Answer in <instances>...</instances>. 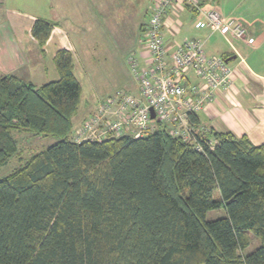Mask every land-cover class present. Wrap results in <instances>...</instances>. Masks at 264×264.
<instances>
[{"label":"trees","instance_id":"obj_1","mask_svg":"<svg viewBox=\"0 0 264 264\" xmlns=\"http://www.w3.org/2000/svg\"><path fill=\"white\" fill-rule=\"evenodd\" d=\"M53 26L33 22L40 48ZM53 63L58 80L41 86L0 76V168L21 162L0 178V264H264V143L209 129L197 149L163 123L74 142L75 59L61 49ZM49 136L57 142L22 159L23 140ZM252 236L260 244L243 254Z\"/></svg>","mask_w":264,"mask_h":264},{"label":"crops","instance_id":"obj_2","mask_svg":"<svg viewBox=\"0 0 264 264\" xmlns=\"http://www.w3.org/2000/svg\"><path fill=\"white\" fill-rule=\"evenodd\" d=\"M6 1L0 0V76L13 74L34 86L58 80L53 57L61 49L72 52L75 59L74 74L77 78L79 71L77 52L83 48L97 49L96 42L88 45V38L95 41H103L105 36L107 38L108 32L104 26L102 9L121 7L120 4L117 6V2H122V0H24L25 5L46 8V15L41 17L37 13L27 14L16 10L15 6L9 7L12 0ZM14 1L17 3V0H13L12 5ZM127 1L140 5L138 3L140 0ZM152 1L150 0V7ZM202 7L239 20L245 26L247 37L253 43L247 45L240 40L231 39L233 49L228 44L223 54L218 55H229L227 58H230L228 66L232 72V84L227 90L216 92L214 101L198 113L200 125L215 132L230 131L237 137L245 135L253 145H261L264 143V0H202ZM149 9L146 10V14ZM110 14L114 20L113 11ZM38 18L54 25L42 48L31 36L33 22ZM196 20V16L187 7L179 9L177 13L168 14L163 28L166 46L172 49L175 43L182 40L201 38L205 44L208 40L215 42L217 35L195 29ZM143 29L144 27L140 26V44ZM188 32L203 35L188 38ZM89 50L81 52V56L87 61L94 55ZM208 54L212 55L209 52ZM136 58L141 64H145L144 49ZM95 62L92 59L90 65L82 67V72L87 68L95 77L98 73V68H94ZM101 71L103 72L102 69ZM190 81H196L192 75ZM78 82L82 88L80 80ZM124 93L137 96L138 89ZM84 102L82 100V105ZM85 106L86 104L81 107L82 115L94 111Z\"/></svg>","mask_w":264,"mask_h":264},{"label":"built area","instance_id":"obj_3","mask_svg":"<svg viewBox=\"0 0 264 264\" xmlns=\"http://www.w3.org/2000/svg\"><path fill=\"white\" fill-rule=\"evenodd\" d=\"M185 7L200 18L195 24L198 30L207 29L210 35H219L229 44L232 38L249 45L253 43L239 20L204 9L202 0H153L142 36L145 64H141L135 54L127 60L138 95L116 92L101 100L72 130L74 142L102 141L109 134L140 138L163 123L170 126L172 135L200 149L197 136L207 134L209 128L202 125L196 128L189 116L211 104L216 92L231 86L232 72L223 56L206 53L202 39L182 40L172 49L166 46L165 19ZM190 75L196 81L191 82ZM150 109L154 112L153 119ZM213 142L208 140L210 144Z\"/></svg>","mask_w":264,"mask_h":264},{"label":"rangeland","instance_id":"obj_4","mask_svg":"<svg viewBox=\"0 0 264 264\" xmlns=\"http://www.w3.org/2000/svg\"><path fill=\"white\" fill-rule=\"evenodd\" d=\"M19 1L17 0V3L14 1V5H12V0L9 7L15 6L16 10H20L21 12L27 14L37 13L41 17H44L46 15V8H35L33 6H29L28 4L25 5L26 2L24 3V0ZM3 2L7 1L3 0ZM18 3L21 4L18 5ZM138 3L140 5H138L137 2L132 3L128 2L127 0H122V2H117V6L118 4H120L121 7L114 9L113 7H109V9L107 10L102 9V18H104L105 23L104 26L108 32L107 38L105 36L103 41H95L88 38V45L96 42L95 45H97V49L89 50L87 48H83L77 52L76 57L79 69V71H77V78L82 84L80 109L84 104H86L85 107L92 108L90 110L92 111L93 109H95L96 104L103 100V98L106 99L107 97L112 96L116 94V92L120 91L134 92L135 90H137V84L130 72L127 59L132 54L138 56L140 51L144 49V45L142 43H139V38L141 36L140 26L145 27L147 21L146 10H148L150 7V0H140ZM112 11L115 14V25L113 24L114 20H112V16L110 14ZM179 20L182 22L180 17ZM198 20H200V18H197L195 24ZM117 22L119 23L118 25ZM195 29L197 28L195 27ZM200 30L207 31L209 33V30L207 29ZM192 32H188V38L192 37L193 35H203L202 33ZM218 36L219 35H217V39L215 42H212L210 40L207 41V43L205 44L206 53L209 52L214 56H218L223 54V52L227 49V45L229 43L221 36ZM240 41L244 42L243 40ZM246 44L248 45V43ZM230 47L233 48L231 45ZM87 50L94 54L90 57L89 61L81 56V52H86ZM92 59L96 61L94 63V68H98V73H96L95 77L91 74V72L87 70V68L85 69V72H82V67H85L87 64H89V62H92ZM101 69L103 70V72L101 71ZM82 100L85 101L83 105ZM82 113L83 110H79V113L74 118V128L78 127V125H80V123H82L83 120L87 118L86 116L90 114L86 113L85 115H82ZM25 135L26 134L21 135V138H25ZM55 142H57V139L51 136L46 138H30L29 140H23V142L20 143L21 157L24 160L33 153L45 150ZM20 163L21 162L18 158H12L7 165L0 168V178L8 175ZM214 197L218 198L217 193L214 195ZM223 216L224 210L218 209L207 212L205 219L207 221H210L221 218ZM259 244L260 243L258 239L252 236L250 245L243 251V254L247 255L253 252L259 246Z\"/></svg>","mask_w":264,"mask_h":264},{"label":"water","instance_id":"obj_5","mask_svg":"<svg viewBox=\"0 0 264 264\" xmlns=\"http://www.w3.org/2000/svg\"><path fill=\"white\" fill-rule=\"evenodd\" d=\"M229 59H230V58H226V59H225L226 63H228ZM150 117H151V119L154 118V112H153L152 109H150Z\"/></svg>","mask_w":264,"mask_h":264}]
</instances>
